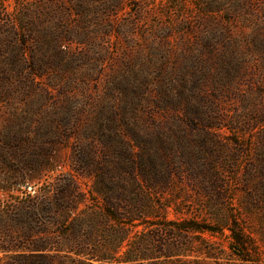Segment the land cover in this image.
<instances>
[{"label": "rangeland", "instance_id": "374dc122", "mask_svg": "<svg viewBox=\"0 0 264 264\" xmlns=\"http://www.w3.org/2000/svg\"><path fill=\"white\" fill-rule=\"evenodd\" d=\"M0 40V242L21 234L26 197L71 170L80 145L144 139L205 111L246 122L235 162L217 169L225 198L184 179L171 195L181 213L167 219L226 224L245 244L226 228L191 233L195 249L182 260L264 264V0H0ZM4 246L0 264H20Z\"/></svg>", "mask_w": 264, "mask_h": 264}, {"label": "trees", "instance_id": "16d2710c", "mask_svg": "<svg viewBox=\"0 0 264 264\" xmlns=\"http://www.w3.org/2000/svg\"><path fill=\"white\" fill-rule=\"evenodd\" d=\"M4 47L0 40V49ZM14 59L21 75L28 67L24 51ZM0 70L6 72L4 66ZM215 111L221 115V109ZM202 112L173 126L155 125L144 139L119 134L80 145L70 158L71 170L59 172L38 194L26 197L27 205L17 211L22 232L16 238L5 237L1 252L20 264H190L182 260L195 249L188 234H215L225 228L229 238L244 246V234L226 224L217 229L205 222L167 219L170 211L181 213L176 195H171L184 179L193 187L202 183L218 188L225 198L226 181L217 169L233 165L230 157L235 162L246 122L241 117L216 121ZM137 128L144 130L143 125ZM226 131L237 139L234 151ZM204 247L206 257H211L210 246Z\"/></svg>", "mask_w": 264, "mask_h": 264}]
</instances>
